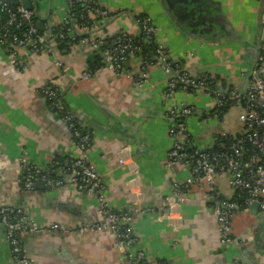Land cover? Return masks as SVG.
I'll return each instance as SVG.
<instances>
[{"label":"crops","instance_id":"0c3cea01","mask_svg":"<svg viewBox=\"0 0 264 264\" xmlns=\"http://www.w3.org/2000/svg\"><path fill=\"white\" fill-rule=\"evenodd\" d=\"M215 1L220 2L219 14L225 16L232 29L219 25L215 29L218 34L203 43L181 32L159 0H101L113 12L149 15L169 48L171 62L182 64L192 77L214 78L213 90L231 86L246 92L252 80L246 67V46L259 41L260 49L264 46V31L261 38L257 31L259 25L262 27L264 0ZM41 9L46 19L44 39L52 47V54H29L0 45V207L24 208L41 226L59 224L64 230L25 241L26 254L34 264H132L109 232L71 234L69 228L76 227L77 231L83 223L103 220L97 198L69 183L59 190L23 191L19 184L20 158L25 156L46 168L58 157L78 155L67 124L49 110L40 94L43 86L56 82L71 113L88 123L93 132L89 162L105 179L109 204L124 211L138 202L155 213L174 184L190 178V171L183 165L165 167L173 145L168 108L162 100L169 76L153 61L147 88L136 96V79L105 69L102 50L95 52L89 45L61 49L53 43L49 30L52 32L64 20L65 0H43ZM121 30L135 32L136 26L125 17L99 36H112ZM15 58L18 66L14 65ZM126 68L133 79L138 78L141 62L134 59ZM88 72L89 80L83 78ZM213 99L208 93L179 94L176 99L179 104L196 108L188 125L201 145L213 142L221 133L242 135L244 129L238 122L239 105H229L220 118L204 121L216 111ZM127 146L132 147V156L140 166L135 184L131 183L135 176L130 167L119 162L120 151ZM218 188L226 197L233 196L224 177L219 179ZM189 195L191 199L180 209L184 225L177 232L155 214L134 216L133 227L151 264H264V212L237 213L233 225L242 246L225 248L204 187H193ZM0 264H15L1 229Z\"/></svg>","mask_w":264,"mask_h":264},{"label":"built area","instance_id":"2783aa9c","mask_svg":"<svg viewBox=\"0 0 264 264\" xmlns=\"http://www.w3.org/2000/svg\"><path fill=\"white\" fill-rule=\"evenodd\" d=\"M11 0H0V5L6 13V19L0 16V45L3 48L25 50L29 54H52L53 49L40 34L37 28V13L27 10L21 2L12 6ZM67 11L62 23L53 28L52 41L57 46L64 45L66 49L90 46L91 50H102L104 53V68L117 75L127 74L137 88L145 87L149 81V69L156 62L169 76L164 91V102H171L167 117L169 120V136L173 145L166 159V168L179 164L190 171V178L185 182H176L172 191L165 198L162 209L158 210L160 220H167L175 231L183 225L180 209L183 203L191 199L189 192L195 186H203L205 198L209 200L218 220L221 242L225 248L241 247L242 242L235 235L234 217L239 212H250L253 204L259 205V211L264 212V46L259 62L253 67L251 82L246 92L234 88L213 90L209 75L194 78L180 63L171 62V54L164 40L159 38V28L150 16L138 14L135 16V32L121 30L114 35L99 36L92 34L95 30L104 28L107 20H112L121 12L116 13L106 8L101 0H66ZM264 26V8L262 14ZM153 47V56L145 55V47ZM134 59L141 62L140 75L132 78L126 64ZM14 65L19 63L15 58ZM91 73H85L83 78L90 79ZM211 94L215 101L216 111L204 118L211 121L221 117V110L233 105L241 108L240 121L244 129L243 138L235 142L223 152H216L225 133L219 134L213 142L201 145L189 121L196 114V108L184 103H177L179 94L196 95ZM47 100L49 110L61 117L73 136L74 151L78 155L56 158L49 166L39 165L23 156L20 158L22 176L19 184L23 191L33 192L41 185L45 191L59 190L73 184L81 193L94 196L99 201L103 220L96 223H83L77 227L79 235L109 232L115 239L118 250L133 264H150L148 256L141 248L136 236L133 220L137 214H142L141 205L135 202L124 211L115 210L106 200L107 191L105 179L89 162V151L94 145V136L82 120L76 118L62 103L63 98L56 82H49L40 90ZM201 118V117H200ZM202 119V118H201ZM235 136V135H234ZM223 142V141H222ZM253 146L249 153L245 143ZM130 146L120 152L121 165H134L131 159ZM137 175V167L133 166ZM224 177L238 198L244 193L248 198L242 204L223 195L218 188V182ZM137 180V179H136ZM236 194V195H237ZM0 229L4 232L10 246L15 264H34L27 256L25 241L29 237L41 236L47 232L62 231L59 224L44 227L33 221L24 208L4 205L0 207Z\"/></svg>","mask_w":264,"mask_h":264},{"label":"water","instance_id":"95a60500","mask_svg":"<svg viewBox=\"0 0 264 264\" xmlns=\"http://www.w3.org/2000/svg\"><path fill=\"white\" fill-rule=\"evenodd\" d=\"M42 1L43 0H22V3H23V6L27 10H33L34 9L36 11L37 20H39V21H37V28L42 32V34L43 33L45 34L46 33V27L44 26V22H46V19L43 18L44 15H43V12L41 9ZM159 1L161 2L162 7L165 10V12H167V14L169 16H171L172 20L181 29V32H184L187 36H189L192 39H195L196 41L203 42V43L209 42L213 37H215L218 34L215 29L219 25H225V26L229 27V30L232 29L230 22L227 21L225 16L221 13L219 14V8H221V4H220V2H217L215 0H159ZM66 6H67V2H66ZM214 11L216 14L214 13ZM132 12L133 11H130V13L127 12V14H126V12H121V14L116 16L114 19L107 20L105 22L104 28H101L99 30H95L92 34H97L101 30L104 31V29L109 28V26L113 25L114 23H116L118 21L123 22L125 20V17L129 18L132 22H134L135 16L138 15L139 13L134 14ZM116 13H119V12H116ZM262 14H263V11L261 13V19H262ZM124 15H127V16L124 17ZM261 23H262V21H261ZM262 30L264 31V26L262 25V27H261V25H259V30H257V31H258V36L260 38H261V35L263 32ZM49 33H52L51 30H49ZM260 47H261L260 41H259V43L254 44L253 46H246V54L248 53V55L245 56L246 59L248 60L246 63V67L249 69L250 75L252 73L253 67L259 62V58L261 56L260 53H262L263 46L261 49H260ZM100 54H101V56L105 57L104 53H100ZM125 66L127 67V64ZM146 88L147 87L137 88L136 89V96H141V93ZM162 100L164 102V99H162ZM62 103L71 112V110L68 107V104H66L65 102H62ZM164 103L166 104V106H167L166 108H168L167 110L169 111V108H171V102H164ZM82 122L85 123L84 121H82ZM87 124H86V126L90 129V126ZM130 148H131V154H130L131 159H132L134 165L137 167V170L139 171L140 166L132 156L133 150H132L131 146H130ZM119 158H120V154H119ZM134 165L129 166L130 171L135 176L134 180H131V183L133 182V184H135L137 182L136 179H138L137 175L134 174V172H133V166ZM165 167H166V162H165ZM37 189L43 190V187L41 185H39L37 187ZM162 207H163V205H161L159 209H162ZM141 209L143 211L142 214H144V215L155 214L157 219L160 220V218H159L160 214L158 213L159 209L156 210L155 213H153L151 210L145 208L144 206H141ZM251 212L253 214L259 213V205L257 203L252 205ZM31 217L34 221L35 219L33 218L32 215H31ZM160 221L168 222L167 220H160ZM183 225L181 226V228L183 227ZM170 226L172 227L171 224H170ZM69 229H70L71 234L76 232L75 231L76 227H72ZM62 231H64V230H62ZM72 231H74V232H72ZM135 233H136V231H135ZM136 236L138 237L137 233H136ZM148 261H149V257H148ZM149 263L151 264L150 261H149Z\"/></svg>","mask_w":264,"mask_h":264},{"label":"trees","instance_id":"16d2710c","mask_svg":"<svg viewBox=\"0 0 264 264\" xmlns=\"http://www.w3.org/2000/svg\"><path fill=\"white\" fill-rule=\"evenodd\" d=\"M12 2V6L13 7H17L18 5H20L19 3L21 2V0H11ZM0 16L4 17L6 19V13H4L1 5H0ZM148 16V15H147ZM156 24V23H155ZM158 27V26H157ZM40 34H42V32L40 31ZM43 35V34H42ZM160 39H162L161 37H159ZM61 49H66L64 45H59L58 46ZM148 54V58H152L153 56V47H145V55ZM93 70H96V67H93ZM212 83L215 82L214 78L210 77ZM228 88H233V87H228ZM47 102V100H46ZM232 106L233 104L229 101L228 102V106ZM228 106H226L225 108H222L221 110V116H223L230 108H227ZM243 136L238 135V136H234V135H230V134H226L224 135V139L220 142L219 144V148L216 150V152H223L225 151L228 147H230L232 144H234L235 142H239L240 140H242ZM245 146H247L249 153H251L253 151V146L250 145V143H245ZM60 158V157H58ZM237 192L235 193V195L233 196L234 200H238L240 203H244L246 201V199L248 198V194L244 193L240 198H238V194Z\"/></svg>","mask_w":264,"mask_h":264},{"label":"rangeland","instance_id":"374dc122","mask_svg":"<svg viewBox=\"0 0 264 264\" xmlns=\"http://www.w3.org/2000/svg\"><path fill=\"white\" fill-rule=\"evenodd\" d=\"M130 31H131V30H130ZM238 122H239V123H242V122L240 121L239 118H238ZM239 123H238V124H239ZM92 165H93V164H92ZM93 166H94V165H93ZM106 196H107V192H105V197H106ZM106 200H107V199H106ZM262 214H263V213H262Z\"/></svg>","mask_w":264,"mask_h":264}]
</instances>
